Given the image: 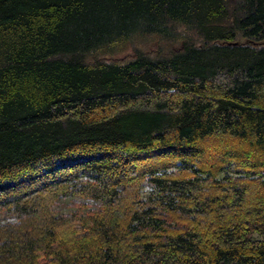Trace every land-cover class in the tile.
Wrapping results in <instances>:
<instances>
[{
    "label": "trees",
    "instance_id": "obj_1",
    "mask_svg": "<svg viewBox=\"0 0 264 264\" xmlns=\"http://www.w3.org/2000/svg\"><path fill=\"white\" fill-rule=\"evenodd\" d=\"M0 264H264V0H0Z\"/></svg>",
    "mask_w": 264,
    "mask_h": 264
},
{
    "label": "rangeland",
    "instance_id": "obj_2",
    "mask_svg": "<svg viewBox=\"0 0 264 264\" xmlns=\"http://www.w3.org/2000/svg\"><path fill=\"white\" fill-rule=\"evenodd\" d=\"M141 46L144 47H153L155 45V42L151 41H146L144 43L140 44ZM133 51L132 46L129 44L126 49L114 54L113 56H122V55H129ZM73 197H61L58 202L56 203L55 207L57 211L64 212L71 210L75 208V205L73 204Z\"/></svg>",
    "mask_w": 264,
    "mask_h": 264
}]
</instances>
